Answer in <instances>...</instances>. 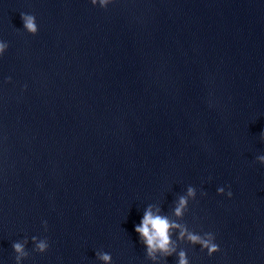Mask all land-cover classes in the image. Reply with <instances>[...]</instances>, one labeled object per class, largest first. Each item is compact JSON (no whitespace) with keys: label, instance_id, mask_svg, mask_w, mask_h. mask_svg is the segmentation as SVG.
<instances>
[{"label":"water","instance_id":"1","mask_svg":"<svg viewBox=\"0 0 264 264\" xmlns=\"http://www.w3.org/2000/svg\"><path fill=\"white\" fill-rule=\"evenodd\" d=\"M0 42V230L261 165L264 0H0Z\"/></svg>","mask_w":264,"mask_h":264},{"label":"clouds","instance_id":"2","mask_svg":"<svg viewBox=\"0 0 264 264\" xmlns=\"http://www.w3.org/2000/svg\"><path fill=\"white\" fill-rule=\"evenodd\" d=\"M112 2L113 0H90L93 6H99L101 9L106 8ZM20 16L23 22V30L35 35L38 26L34 15L20 13ZM7 48V42H0V55H3ZM10 79V77L7 78L5 83L9 82ZM260 138L264 141V131L260 133ZM255 159L258 163L264 165V155H258ZM216 192L217 195H225L227 198H231L233 195L230 189L225 192L223 187L217 188ZM201 195H206V193L201 192ZM195 197L196 189L188 186L185 194L177 197L171 216L163 214L157 205L149 204L145 207L142 219L138 225L134 226V231L139 235V241L146 249L145 256L149 261H152V264H158V261L166 260L167 257L173 255L177 258L176 264H189L185 250L177 251L178 243L182 242L189 245H199L200 250H206L209 256L220 250L219 245L214 242L215 236L213 233H194L188 229L185 223L181 222L188 211L189 200H193ZM42 227L47 231V221H42ZM174 233L176 234L175 239H173ZM28 242V239L25 238L12 244L15 264H21L22 260L29 256V252L26 250ZM31 242L34 245L32 251L36 253L43 254L49 248L47 238L38 239L33 236ZM95 254L101 264H111L112 257L110 253L98 251Z\"/></svg>","mask_w":264,"mask_h":264}]
</instances>
